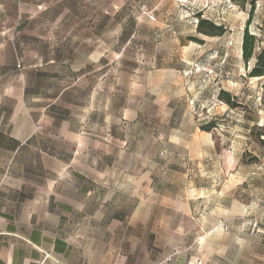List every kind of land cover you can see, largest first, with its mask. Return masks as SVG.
Returning <instances> with one entry per match:
<instances>
[{"label":"rangeland","instance_id":"1","mask_svg":"<svg viewBox=\"0 0 264 264\" xmlns=\"http://www.w3.org/2000/svg\"><path fill=\"white\" fill-rule=\"evenodd\" d=\"M73 2L88 35L79 56L36 54L35 40V54L13 58L38 66L28 82H51L37 78L48 61L92 62L62 98L99 146L97 164L82 157V174L108 178L125 192L128 201L113 200L114 212L138 211L159 194L160 244H188L177 256L194 264H264V77H251L264 52V0ZM199 16L225 34H199ZM247 27L258 39L249 63L242 55ZM46 68L52 73L45 76L57 72ZM59 91L33 90L46 100ZM221 91L238 107L220 101ZM137 235L144 236L140 227Z\"/></svg>","mask_w":264,"mask_h":264},{"label":"crops","instance_id":"2","mask_svg":"<svg viewBox=\"0 0 264 264\" xmlns=\"http://www.w3.org/2000/svg\"><path fill=\"white\" fill-rule=\"evenodd\" d=\"M73 7V0H0V264H194L176 254L188 244H160L159 194L138 211L114 212L113 200L128 201L125 192L108 178L82 174V157L97 164L99 146L62 98L92 62L48 61L37 78L51 82H28L38 66L13 58L35 54V40L36 54L79 56L88 35L81 34ZM53 38L64 46L52 48L47 40ZM50 66L57 72L45 76ZM18 71L23 84L16 82ZM36 87L61 91L46 100L34 95Z\"/></svg>","mask_w":264,"mask_h":264},{"label":"trees","instance_id":"3","mask_svg":"<svg viewBox=\"0 0 264 264\" xmlns=\"http://www.w3.org/2000/svg\"><path fill=\"white\" fill-rule=\"evenodd\" d=\"M252 17L253 14L251 13L249 25L251 24ZM197 30L199 34L209 37H221L225 34V28L223 26H218L209 20L201 19V16H199ZM257 42L258 39L256 38V36L250 34L249 27H247L244 33L242 46V55L246 63H249L255 57ZM251 77H264V52L260 53L257 56V63L251 71ZM219 100L225 102L232 108L238 107V105L234 102L235 99L231 96L230 93L226 91H221L219 95ZM204 129L205 131H210L209 128Z\"/></svg>","mask_w":264,"mask_h":264}]
</instances>
